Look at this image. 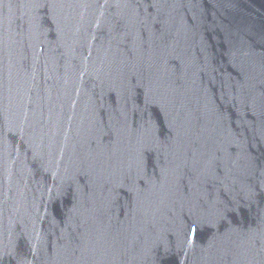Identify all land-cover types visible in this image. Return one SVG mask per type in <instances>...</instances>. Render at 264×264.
Returning <instances> with one entry per match:
<instances>
[{"label":"water","instance_id":"obj_1","mask_svg":"<svg viewBox=\"0 0 264 264\" xmlns=\"http://www.w3.org/2000/svg\"><path fill=\"white\" fill-rule=\"evenodd\" d=\"M0 264H264V0H0Z\"/></svg>","mask_w":264,"mask_h":264}]
</instances>
